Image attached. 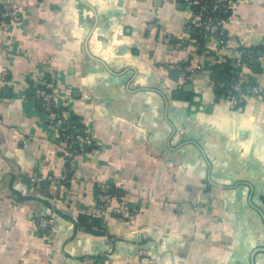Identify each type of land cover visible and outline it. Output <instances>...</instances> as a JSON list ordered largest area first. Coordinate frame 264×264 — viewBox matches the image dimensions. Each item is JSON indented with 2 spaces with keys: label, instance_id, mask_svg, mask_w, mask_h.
<instances>
[{
  "label": "crops",
  "instance_id": "1",
  "mask_svg": "<svg viewBox=\"0 0 264 264\" xmlns=\"http://www.w3.org/2000/svg\"><path fill=\"white\" fill-rule=\"evenodd\" d=\"M197 2L0 0L23 19L0 30V264H264V99H218L210 70L264 46V0H236L225 46L195 38ZM241 73L264 87V64ZM39 85L96 146L37 190L65 149L28 101ZM97 184L135 218L97 214Z\"/></svg>",
  "mask_w": 264,
  "mask_h": 264
},
{
  "label": "built area",
  "instance_id": "2",
  "mask_svg": "<svg viewBox=\"0 0 264 264\" xmlns=\"http://www.w3.org/2000/svg\"><path fill=\"white\" fill-rule=\"evenodd\" d=\"M216 3L217 5L213 7V10H216L215 15L209 13L208 6L201 5L196 17L199 27L210 33L216 32L213 39L220 46H225L229 39L226 23L236 0H216ZM22 20L17 9L8 7L0 9V30L10 25H18ZM259 63L264 64V46H240L233 53V57L225 58L222 64H228L230 67V78L228 83L225 81L215 82L217 87L224 88V93L220 98L227 103H235L244 97L264 99V87L258 83H250L241 73L246 67ZM164 68L169 72L184 75V77L200 70L199 67L171 62L165 63ZM28 101L35 103L40 108L45 116L47 127L59 134L65 146L61 170L51 175H32L29 177V182L37 190L43 187L53 189L66 186L71 181L74 158L93 149L96 142L81 127L80 121L71 120L66 113L59 109L57 98L48 85L36 86ZM95 202L96 213L99 215L108 213L112 219L124 222L132 221L137 215V207L132 205L126 196L113 192L108 185L97 184ZM36 226L41 233H47L53 226V219L39 216L36 218Z\"/></svg>",
  "mask_w": 264,
  "mask_h": 264
},
{
  "label": "trees",
  "instance_id": "3",
  "mask_svg": "<svg viewBox=\"0 0 264 264\" xmlns=\"http://www.w3.org/2000/svg\"><path fill=\"white\" fill-rule=\"evenodd\" d=\"M198 1L199 3H197L196 6H192V9L194 8L193 9L194 14H197L200 11L201 5L208 6L209 13H212L214 15L216 14V10L215 11L213 10L214 5H217L216 0H198ZM194 32H195L194 33L195 38L199 40L200 42L201 40L199 38H203V39L205 38L209 39L210 37L214 38V35L216 34V32L210 33L209 31H205L200 27L195 28ZM211 69L214 71L212 76L215 82L225 81L228 83V80L230 78V73H229L230 67L228 66V64L227 65L226 64H215L212 66ZM249 82L252 84L254 83L251 81ZM33 90H31V92L29 93V96L32 95ZM215 90H216V97L219 99L220 96L224 93V88L215 86ZM70 119L74 121L76 120L75 117H72Z\"/></svg>",
  "mask_w": 264,
  "mask_h": 264
}]
</instances>
